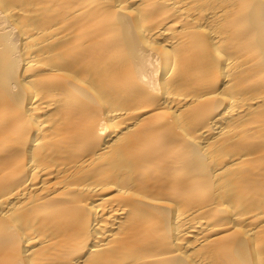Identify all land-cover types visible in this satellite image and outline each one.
<instances>
[{
    "label": "bare ground",
    "instance_id": "obj_1",
    "mask_svg": "<svg viewBox=\"0 0 264 264\" xmlns=\"http://www.w3.org/2000/svg\"><path fill=\"white\" fill-rule=\"evenodd\" d=\"M0 264H264V0H0Z\"/></svg>",
    "mask_w": 264,
    "mask_h": 264
}]
</instances>
